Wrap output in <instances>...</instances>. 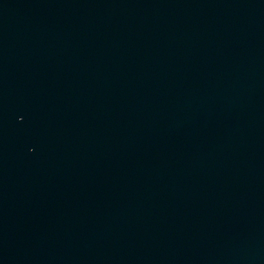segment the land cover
Masks as SVG:
<instances>
[{
  "label": "water",
  "instance_id": "95a60500",
  "mask_svg": "<svg viewBox=\"0 0 264 264\" xmlns=\"http://www.w3.org/2000/svg\"><path fill=\"white\" fill-rule=\"evenodd\" d=\"M0 264H264V0H0Z\"/></svg>",
  "mask_w": 264,
  "mask_h": 264
}]
</instances>
